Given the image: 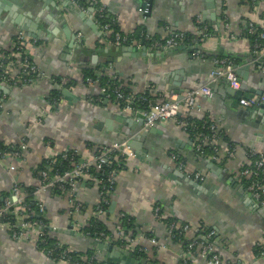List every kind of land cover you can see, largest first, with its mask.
I'll list each match as a JSON object with an SVG mask.
<instances>
[{"label": "crops", "instance_id": "0c3cea01", "mask_svg": "<svg viewBox=\"0 0 264 264\" xmlns=\"http://www.w3.org/2000/svg\"><path fill=\"white\" fill-rule=\"evenodd\" d=\"M9 1L24 11L23 16L30 14L29 20L23 22L30 29L22 28L8 11H1L0 60L13 51L15 38L22 33L27 54L41 76L30 84L11 85L1 79L3 68L0 67V142L7 145L26 142L21 159L0 160V199L11 191L15 182L39 188L40 181L33 172L44 159L77 148L82 159L90 160L97 148L128 141L132 134L136 135L141 114L116 102L99 100V86L86 84L82 78V70L90 68L116 77L135 94L154 85L165 98L178 97V117L213 121L225 137L218 142L215 159L212 155H198L193 138L172 119L150 127L153 131L142 139L147 154L130 158L126 168L117 174L111 196L114 207L105 216L110 224L108 228L113 227L119 213L129 215L137 228L151 226L156 245L143 240L148 261L179 264L181 246L168 237L162 220L152 218L153 209L158 206L168 217L215 229L221 264L236 261L264 264V253L259 256L255 249L258 243L264 248V212L247 193L240 175L241 168L249 162L248 150L264 154V109H248L238 103V96L253 95L251 91L259 88L264 90V83L258 82L256 76L257 66L246 61L255 54L251 52L250 40L242 34L249 22L264 30V0L254 3L249 0H99L123 33L141 31L153 38L165 37L173 31L207 33L196 46L171 51L149 50L146 44L140 47L111 44L108 34L94 23V9L87 4L88 0L83 7L70 0ZM145 1L150 4H143ZM143 8L148 10L147 14L141 11ZM124 46L136 47L139 54L133 50L126 52L121 48ZM200 51L232 54L241 59L238 66L249 64L244 77L239 76L242 89L235 93L223 79L212 81L209 73L213 63ZM8 72L14 78L19 75L16 68L11 67ZM64 83L69 86L65 87ZM205 84L211 86L212 94L197 95L194 107H188L183 97ZM53 88H66L71 96L65 99L62 94L59 101L51 103L49 95ZM230 145L233 155L227 157ZM172 153L182 161L184 179L174 175L178 163L172 160ZM209 160L214 161L213 166H208ZM9 163L15 165V170L8 168ZM196 172L203 177L198 180L199 187L192 184L197 180L186 176ZM98 188V175H90L71 194L54 193L50 189L37 194L49 222V235L70 250L84 252L93 249L94 243L90 237L72 229L69 199L81 203L76 218L85 224L98 198ZM95 252L104 259L99 251ZM0 264L66 263L55 262L38 250L34 232L27 238L14 239L0 226ZM191 264L207 263L196 252Z\"/></svg>", "mask_w": 264, "mask_h": 264}, {"label": "built area", "instance_id": "2783aa9c", "mask_svg": "<svg viewBox=\"0 0 264 264\" xmlns=\"http://www.w3.org/2000/svg\"><path fill=\"white\" fill-rule=\"evenodd\" d=\"M76 3V0H70ZM88 5L91 4L94 9V23L110 38L108 40L111 44L116 46L123 45H134L137 47L143 46V42L134 38L133 33H123L118 29H114L111 25H117L116 19L113 17L110 22H104L100 18L107 13L106 7L99 2V0H88ZM254 3L258 0H249ZM83 7V6H80ZM143 12H147L144 9ZM198 29H201L198 26ZM257 26L253 22L247 24V32L249 34H254L259 40H264V30L258 31ZM207 33L200 31L199 34L189 37L186 33L182 31H173L162 38H153L148 34H144L143 37L147 42L146 48L152 49H162L170 50L179 46H184L188 44V40L194 42L193 45H197L200 41H203ZM191 38V39H190ZM142 42V43H141ZM15 49L17 52L11 51L9 54L5 55V58L0 60V67L3 68V74L1 79L8 82L11 85H16V83L25 82L32 83L34 79L32 74L39 75L38 67L33 63L26 51V40L22 33H19L14 42ZM253 53L257 57H264V45L259 43V41L254 42L252 45ZM22 51H19L21 50ZM213 68L209 73V77L213 80L225 79L227 80L229 86L236 92L240 90V79L236 73V65L232 64L231 61L226 58H212ZM16 68L19 71L18 77L14 78L10 75L8 70L10 68ZM264 71V63L261 66ZM41 73V72H40ZM100 75L92 78H86V84H97L100 89L101 98L107 101H112L116 103H122L124 108L135 110L141 113L145 120L141 125V129H147L162 120L172 119L180 124L183 128L186 127V122L178 120V108H179V98L176 96L164 97L163 93L159 91L154 85L147 86L144 91L139 94L130 92L123 84H120L116 77H108L111 83L102 84L99 79ZM118 83H117V82ZM203 94L210 96L212 94V89L209 84H205L197 89L189 91L185 97H183L184 103L192 108L195 105V98L197 95ZM100 98V99H101ZM264 100V92L260 95H249V96H238V103L248 109L257 107ZM137 102L144 103V109H139L136 107ZM201 130H196L193 136V148L195 152H201L203 146H209L213 151V158L217 159L218 152V142L223 139L224 131L218 126V124L213 121H208L201 126ZM19 152H4L0 151V160L12 161L15 159L22 158V152L26 148L25 140H22L18 145ZM61 159L68 161L71 168L64 170L62 172L55 171L54 173H49V168L45 167L38 171V179L40 181V187L34 191L33 197L29 198V203L25 202L28 196L25 193L19 183L15 182L11 188V194L5 197L3 204L0 205V226L6 229L10 236L14 239L27 238L30 232L35 233V244L37 247L38 241H41L44 235L42 230L47 229L48 235L50 232L49 222H45V210L42 202L37 198V194L41 190L54 188L63 191L64 193H72L75 187L80 184L85 177L90 176V170L94 169L96 171L102 170L105 166L109 167L104 173L103 179L99 180L101 187L98 188V198L89 215L85 224H81L77 221L76 216L82 209V205L75 198H70V208L69 214L71 216V227L75 231H79L84 235L90 237L89 232L84 230V227L88 225V220L91 218H96L99 221H103L106 214L109 212L111 196L115 188V180L117 174L120 170L126 168V163L130 158L136 157L135 150L129 145L127 140L113 142L106 146H102L96 149L93 157L90 160H84L80 156V152L77 148L67 150L59 154ZM227 157L233 155V147L230 145L226 152ZM57 156V155H56ZM52 156V157H56ZM247 156L249 162L247 165L243 166L240 170L241 177L246 181L245 189L249 196L264 209V154L262 152H255L253 150L247 151ZM172 160L176 161L178 164V170L182 169V161L178 158V155L171 154ZM51 162H56L52 159ZM10 170H15V165L13 163L8 164ZM187 177H192L195 180H202L200 173L196 172L187 174ZM108 195V197H107ZM30 202L33 203L37 209L35 213L34 209L31 207ZM6 214L13 215L15 218L14 223H10L5 219ZM37 215V216H36ZM41 217V218H40ZM129 215L125 213H119L116 216L113 227L110 230L109 235H104L103 232H99L98 236L90 237L96 242L107 243L114 245L115 242L119 243L118 248H122L125 251L132 253H144L146 247L143 240L146 239L151 244L156 245L155 238L153 236V231L151 226L146 227H132L126 228L125 225H132L133 221H130ZM153 219H167L168 216L162 213L158 206L154 207L152 212ZM135 227V228H134ZM179 229L178 232H173V229ZM168 237L171 239L174 235L186 236L192 230H201L199 240H190L184 249L181 250L179 255V260L181 264H191L194 253H199L206 261L207 264H221V257L218 252V240L217 231L210 227H206L201 224L192 225L190 223H177L176 221H171L166 225ZM131 232L134 235L131 236ZM94 235V233H93ZM50 236V235H49ZM51 237V236H50ZM187 237V236H186ZM117 243V244H118ZM58 248H61L60 255L57 262H63L66 264H96V261L101 260L98 254L94 251L91 255L82 253L77 258L72 259L69 252L73 251L67 247H63L58 239L56 242ZM256 253L260 256L264 253V248L261 244L256 245ZM42 253L49 257L48 251L40 250ZM147 261L148 257L145 258ZM233 264H242L238 261Z\"/></svg>", "mask_w": 264, "mask_h": 264}, {"label": "trees", "instance_id": "16d2710c", "mask_svg": "<svg viewBox=\"0 0 264 264\" xmlns=\"http://www.w3.org/2000/svg\"><path fill=\"white\" fill-rule=\"evenodd\" d=\"M86 2L87 0H76V4H78L79 6H83V5H86ZM113 18V16H111L110 14H108V12L100 18V20L102 21V23L104 22H110V20ZM114 29H117V25H111ZM257 26V25H256ZM257 30L258 31H263L262 28H260L259 26H257ZM243 36L247 37L249 40H250V43H251V52L253 53V48H252V45L254 42H257L259 41V43L261 42V44L264 45V40H259L257 38L256 35L254 34H249L247 32V27H245V29L243 30ZM133 35H134V38L140 40L143 42V44H146L147 45V42L145 41L144 37H143V33L141 31H134L133 32ZM189 37H192V34H187ZM110 38V35L108 36ZM191 39V38H190ZM194 42H192L191 40H188V44L186 45V47L188 48V46L190 45H193ZM186 48V49H187ZM19 51H22L19 50ZM13 52H17V50L15 49V47L13 48ZM201 52V51H200ZM204 58H226L227 60L231 61L232 64L234 65H238L241 61L240 58L230 54V55H225V54H217V53H214V54H206L204 52H201L200 53ZM41 76V73L40 71L38 72ZM97 74L100 75L99 79H100V82L102 84H106L107 83H111V81L108 79V76H105L102 72L101 73H98L97 71L93 70V69H90V68H84L82 70V78H83V81L85 82L86 78H92L94 79ZM32 78L35 80L37 77H39V75L36 73V74H32L31 75ZM57 81V80H56ZM59 81V80H58ZM117 82V81H116ZM118 83V82H117ZM26 84H29V83H25V82H20V83H16V85H26ZM65 87L69 86L67 83H64L63 84ZM127 90V89H125ZM61 96H62V93H61V89H58V88H53L51 91H50V95H49V101L51 103H54V102H57L61 99ZM101 96L99 97V100H104V98H101ZM121 107H123L122 103H118ZM137 108L139 109H144L145 107V104L144 103H140V102H137V105H136ZM124 108V107H123ZM178 120L180 121H184L186 122V127L184 128L186 132H188L190 134V137L193 138L194 136V133L196 130H201V126L206 122V119L204 120H197V119H194V118H191V117H187L185 119L183 118H180L178 117ZM225 138V137H224ZM0 151H4V152H19V148L17 145H7V144H4L2 142H0ZM21 153V151H20ZM198 155H200L201 157H207V156H210V155H214V151L209 147V146H203V150L199 153H197ZM180 159V157H178ZM52 159H55L56 162H51ZM45 167H48L49 168V173H54L55 171H64V170H67L69 168H71V165L68 163V161H65L63 159H61V156L60 155H57L56 157H50L49 159H44L42 160V162L38 165V167L35 169V171L33 172V174L36 176V177H39L38 175V171L41 170V169H44ZM109 167L105 166L102 170L100 171H96L94 169H91L90 170V174L91 175H98V178L99 180L103 179L104 177V173L106 172V170L108 169ZM246 182V181H245ZM101 184H99V186L101 187ZM21 189L27 193V197H26V200L25 202H28L29 203V198L33 197V194H34V191L36 190V187H25L21 184H19ZM54 193H64L63 191H60L59 189H56L54 188L52 190ZM11 192H9L8 194H3L4 197L0 199V205L3 204V200L5 199V197H8L10 196ZM108 197V195H107ZM30 205L31 207L34 209L35 213L37 212V209L35 207V205L33 203L30 202ZM109 214V212L107 213ZM106 214V215H107ZM37 216V215H36ZM41 218V217H40ZM5 219H7L11 224L15 222V218L13 217V215H8L6 214L5 216ZM130 221H132V218L129 217ZM46 223L48 222V220H44ZM163 223L165 224V226L167 224H169L171 221H176L177 223H184L185 221H181L180 219L176 218V217H173V216H170L168 217L167 219H162ZM109 223L106 222V218L105 220H103L102 222L97 220L96 218H91L88 220V225L84 227V230L85 231H88L89 232V236L90 237H93V236H98L99 232H103L104 235H109L110 234V230L108 227H110V224L108 225ZM133 224L131 225H125L126 228L128 227H132ZM135 226V225H134ZM136 227V226H135ZM134 227V228H135ZM44 232V235H43V239L41 241H38L37 243V249L38 250H43V251H48V249L52 250L51 253H49V258L54 260L55 262H57V259L60 255V251H61V248H58L57 245H56V242H57V239L54 238V237H50L48 235V230L47 229H44L42 230ZM173 232H178L179 229H173L172 230ZM201 230H192V233H193V236L191 235H182L181 237H179V235H174V237L171 238V241L174 242V243H177L181 246L182 249L185 248L186 244L190 241V240H199L200 239V232ZM94 233V235H93ZM134 235V232H131V236ZM118 243V242H117ZM115 242L116 245H119V243L117 244ZM114 244V245H115ZM63 247H67L66 245L63 244ZM95 249H87L85 250L84 252H80V251H71L69 252V255H71V258L72 259H75L77 258L79 255H81L82 253H86V254H89L91 255L92 253H94ZM136 256H141L142 258H146V254L144 253H135ZM96 264H107L106 261L104 259H101L99 261H96ZM152 264H154V261H152ZM179 264H181V261L179 260Z\"/></svg>", "mask_w": 264, "mask_h": 264}, {"label": "water", "instance_id": "95a60500", "mask_svg": "<svg viewBox=\"0 0 264 264\" xmlns=\"http://www.w3.org/2000/svg\"><path fill=\"white\" fill-rule=\"evenodd\" d=\"M206 1L210 2L211 0H206ZM147 3L148 2L145 1V3H143V4H147ZM74 4H76V3H74ZM148 4H150V3H148ZM207 7H208V5H207ZM144 9L145 8H143L141 11L143 12ZM2 10L8 11L11 14V16L15 19V22L20 24L22 28L30 29V28L26 27L25 24H23V22L25 21L26 18H27V20H29L28 17L30 14L23 16L24 11L21 8H18L13 3H11L9 0H0V13ZM144 13L147 14L148 10H147V12H144ZM30 23L31 22H29V24ZM87 23L91 27H95L91 23V21H88ZM29 32H30V35L32 37L35 36V33H33L32 31H29ZM121 48L123 50H125L126 52H131L133 50V51H135V54H137V53L139 54L138 49L136 47H125L124 46ZM185 48L186 47L179 46V47H176L174 49H185ZM174 49H170V51L174 50ZM130 54H133V53H130ZM142 54H145V53H142ZM246 61L249 63L253 62L257 66V70H256L257 75L256 76H257L258 82H260L261 84L264 83V71L260 68L264 63V57H262V56L257 57V55H252V56L247 57ZM248 68H249V64L242 65V66L236 65V73L238 74V76L244 77V71H248ZM223 81H225L227 83V85L229 86L227 80L223 79ZM240 89H242L241 85H240ZM251 92L255 95H260L264 92V90H263V88H259L257 91H251ZM61 93L64 95L65 99H69V97L71 96V93L66 88H63L61 90ZM235 93H236V91H235ZM105 101H106V99H105ZM256 108L264 109V100L257 107L252 108V109L254 110ZM140 119H141V125H142V123L145 120V118L142 114H141ZM135 131H136V135L132 134L131 135L132 138L128 140V143L135 150L136 157L140 158L143 155L145 156L147 154L146 148L143 147V140L142 139L146 136V134L149 131H153V129L152 128L141 129V126H139V128H137ZM213 162L214 161L211 160L210 165L208 164V166H211V164ZM212 166H213V164H212ZM174 175L180 179L185 178V175L179 170L174 171ZM187 181L189 182V180H187ZM192 184L196 187H199L198 180L192 182ZM113 207H114V203L111 202L110 211L113 210ZM261 209L264 212V209L263 208H261ZM91 240L94 243L93 249L99 251L102 255H104V260L106 261L107 264H152L151 262L147 261L145 258H142L141 256H136V255L129 253L122 248H118L117 246H114L112 244L96 242L92 238H91Z\"/></svg>", "mask_w": 264, "mask_h": 264}]
</instances>
